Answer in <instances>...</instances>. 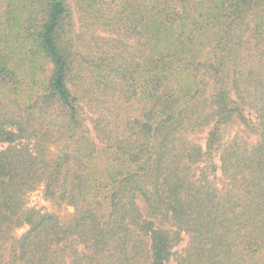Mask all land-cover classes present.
<instances>
[{
  "label": "trees",
  "instance_id": "16d2710c",
  "mask_svg": "<svg viewBox=\"0 0 264 264\" xmlns=\"http://www.w3.org/2000/svg\"><path fill=\"white\" fill-rule=\"evenodd\" d=\"M0 147V264H264V0H0Z\"/></svg>",
  "mask_w": 264,
  "mask_h": 264
},
{
  "label": "rangeland",
  "instance_id": "374dc122",
  "mask_svg": "<svg viewBox=\"0 0 264 264\" xmlns=\"http://www.w3.org/2000/svg\"><path fill=\"white\" fill-rule=\"evenodd\" d=\"M232 132V130H231ZM199 142L201 144H205V136L200 137ZM0 150H2V147H0ZM215 162H217V159L214 160ZM218 177V175H216ZM29 206L31 207H37L40 209H44L45 211H55L58 212L60 214V216L64 219L66 218L70 213L73 212L72 209H67V208H55L52 204H50L48 201H46L43 198V194H42V190H37L36 192L32 193V195L29 198ZM145 208V207H144ZM26 228H22L18 231H16V235L17 236H21L23 233L26 232Z\"/></svg>",
  "mask_w": 264,
  "mask_h": 264
}]
</instances>
